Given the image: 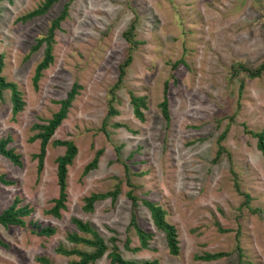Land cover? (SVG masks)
<instances>
[{"label": "rangeland", "instance_id": "1", "mask_svg": "<svg viewBox=\"0 0 264 264\" xmlns=\"http://www.w3.org/2000/svg\"><path fill=\"white\" fill-rule=\"evenodd\" d=\"M45 0H0V52L3 75L17 83L24 110L13 116L11 91L0 100V138L11 136L9 147L22 165L0 154V212L17 198L33 207L26 226L0 224V264H70L76 255L66 248L93 250L71 243L78 230L73 218L89 222L107 241L116 236L124 258L157 264H264V154L252 132L264 129V72L251 78L235 75L237 62L256 69L264 61V0H71L68 15L55 30L51 65L34 83L44 48L33 50L47 34L53 19L70 0L57 1L45 14L23 17ZM134 25V49L126 31ZM133 54L120 87V65ZM81 85L67 117L47 147L38 173L40 140L32 141L44 122L57 112L73 85ZM243 83L241 88L240 84ZM146 97L144 120L134 112L131 95ZM169 102L170 119L160 103ZM111 104L118 112L109 114ZM106 123V132L102 127ZM120 124V125H117ZM230 152L218 155V138ZM73 140L77 156L68 169L66 209L57 217L48 212L59 195L57 158ZM103 149L96 168L85 167ZM120 185L116 200L95 201L92 193ZM140 227L154 234L149 248L140 245L130 221L133 203ZM240 188V191L237 189ZM251 195L252 212L244 205ZM141 199L167 210L175 224L180 253H170L166 236L153 222ZM32 222L53 227L51 236L33 231ZM88 236H91L90 234ZM242 249V255L237 245ZM205 252H225L216 260L197 259ZM92 264H111L105 254Z\"/></svg>", "mask_w": 264, "mask_h": 264}, {"label": "trees", "instance_id": "2", "mask_svg": "<svg viewBox=\"0 0 264 264\" xmlns=\"http://www.w3.org/2000/svg\"><path fill=\"white\" fill-rule=\"evenodd\" d=\"M57 1L59 0H45L38 8L34 9L27 15L20 17L21 20H28L30 18H33L34 16L43 15L45 14ZM70 2H67L64 5V8L61 12V14L53 19L52 25L50 26L48 32L43 37L39 38L37 40L36 45L33 47V50L39 49L42 45H45L44 48V58L42 61L37 65L36 72L34 76V83L36 87H38V80H40L43 70L47 69L51 63L54 60V54H53V43H54V35L55 30L58 29L61 25V22L66 18L69 11ZM264 16V11H263ZM264 27V26H263ZM134 30V25L131 24V27L126 31L127 40L132 44V48L134 49L137 45V41H135L132 38ZM4 53L0 52V100L3 99V94L5 90L11 91V99H12V112L13 116L18 115L21 111L24 110L25 107V100L23 97L22 91L19 89L17 83L13 81H8L7 78L2 74L5 66L4 62ZM133 60V54H128V57L125 59V61L120 65V74L119 79L117 83L115 84L114 88H118L121 85V82L126 74V69L129 67ZM233 71H235V75L240 74V72H246V74L251 78H257L260 77L264 72V61L256 68L252 69L249 67H246L241 62H236L233 65ZM241 88L243 87V83L240 84ZM81 88V85L78 83H75L68 93V96L66 99L59 101L61 104L60 109L53 114V116L50 119L45 120L44 122H37L34 123L33 129L39 130V132L35 133L30 139L32 141L40 140V151L38 153L34 154V157L38 159V173L40 174L43 171L44 168V161L45 156L47 152V147L49 143L51 142V137L54 136L56 130L59 128V126L62 124L63 120L67 117L69 108L71 106L72 101L75 99L76 95L79 93V89ZM131 102L134 107L135 115L141 119L144 120V112L143 108L147 107V101L146 97L144 96H137L132 94L131 95ZM163 115L168 120L170 119V111H169V102L167 97H164L163 101L160 103ZM118 111L114 109V107L111 104V108L109 111V114H115ZM120 125V124H117ZM106 123H104L102 130L106 132ZM254 137L258 140V148L262 151L264 154V129L258 132H252ZM226 135V131L220 135L218 138V155L217 158H219L220 155L223 153H226L230 155V152L228 149L224 146L222 141L224 140ZM12 141V137L9 135L7 137L0 138V154L5 156L6 158L10 159L14 164L16 165H22V159L21 155L16 152V150L13 147H9L10 142ZM57 145H64L66 146V151L64 154L58 156L57 158V177H58V184H59V196L54 199L55 205L48 210L49 213L59 217L61 216V210L66 209V200L68 197L67 187H68V169L69 165L73 164V161L78 153V148L73 140H56L54 141ZM103 152V149L98 150L93 160L88 163L85 167L84 172L88 173L91 169L96 168L98 165L99 157L101 153ZM0 181L4 184H13L14 181L7 179L6 174L0 173ZM237 189L240 191V188L237 187ZM120 193V185L116 186V189L113 191L108 192H98V193H92L89 197L86 198V209L92 210L93 205L95 201L111 198L113 201L116 200L118 194ZM245 195V201L244 205L248 207L252 212H258V209H253L250 206L251 201V195L250 194H244ZM128 196L131 199L133 203V212H132V218L130 221V226L135 228L140 245L138 247L131 248L130 247V238L126 239L124 246L126 249L132 250V251H139L141 249H147L149 248L150 240L153 238L154 234L150 231H146L140 225L137 221V216L135 212V207L138 205L140 198L135 195L134 193V187L128 192ZM142 203L149 209L151 212V216L153 219L154 224L158 229L163 231L166 236L167 244L169 247V251L172 255L177 256L180 253V240H179V233L178 229L175 224L169 222L166 219L167 216V210L161 206L160 204L148 200V199H141ZM21 200L17 198L8 208H6L4 211L0 212V224L4 226H11V225H18V226H26L27 222L25 220V217L31 215L33 212V207H30L29 205H20ZM75 225L77 226L78 230L81 231L83 234H80L77 231L69 232L67 237L68 240L71 243L75 244H84L88 247H91L93 250L88 251L85 249H80L77 247L74 248H66L62 245L57 247V251L67 255V256H73L76 255L78 258L71 260L70 264H92L96 262L98 259L103 257L105 254L110 258L111 264H157L158 261H142L137 262L134 260L126 259L123 257L120 248L117 244V237L113 236L110 238V241L112 243V247L109 246L105 238L97 231L95 230L89 222H84L81 219L73 218L72 219ZM32 228L33 231L38 233L39 235H45V236H51L54 234L55 229L53 227H40V224L37 222H32ZM91 236H88V235ZM238 251H240V255H242V249L240 245H237ZM228 253L225 252H205L203 255H197V259L201 260H216L219 259ZM37 260L41 263L45 264H51L48 258L44 256H38ZM239 264H243L242 259L240 260Z\"/></svg>", "mask_w": 264, "mask_h": 264}]
</instances>
